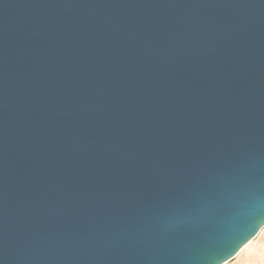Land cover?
<instances>
[{"label": "water", "instance_id": "1", "mask_svg": "<svg viewBox=\"0 0 264 264\" xmlns=\"http://www.w3.org/2000/svg\"><path fill=\"white\" fill-rule=\"evenodd\" d=\"M262 229L264 0H0V264H220Z\"/></svg>", "mask_w": 264, "mask_h": 264}, {"label": "rangeland", "instance_id": "2", "mask_svg": "<svg viewBox=\"0 0 264 264\" xmlns=\"http://www.w3.org/2000/svg\"><path fill=\"white\" fill-rule=\"evenodd\" d=\"M264 260V230L227 264H260Z\"/></svg>", "mask_w": 264, "mask_h": 264}, {"label": "snow or ice", "instance_id": "3", "mask_svg": "<svg viewBox=\"0 0 264 264\" xmlns=\"http://www.w3.org/2000/svg\"><path fill=\"white\" fill-rule=\"evenodd\" d=\"M252 235H254V232L252 234L248 235V237H246V239L251 238ZM239 248H240V244L239 243L235 244L234 247H232L231 251L227 254V256L220 261V264H227V262L233 256L237 255Z\"/></svg>", "mask_w": 264, "mask_h": 264}, {"label": "clouds", "instance_id": "4", "mask_svg": "<svg viewBox=\"0 0 264 264\" xmlns=\"http://www.w3.org/2000/svg\"><path fill=\"white\" fill-rule=\"evenodd\" d=\"M260 264H264V260H262V261L260 262Z\"/></svg>", "mask_w": 264, "mask_h": 264}, {"label": "bare ground", "instance_id": "5", "mask_svg": "<svg viewBox=\"0 0 264 264\" xmlns=\"http://www.w3.org/2000/svg\"><path fill=\"white\" fill-rule=\"evenodd\" d=\"M262 230H264V229H262ZM262 230H261V231H262ZM261 231H260V232H261ZM260 232H259V233H260ZM239 253H240V252H239ZM239 253H238V254H239Z\"/></svg>", "mask_w": 264, "mask_h": 264}]
</instances>
